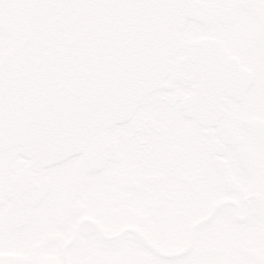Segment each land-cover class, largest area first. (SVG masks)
Instances as JSON below:
<instances>
[{
    "label": "snow or ice",
    "instance_id": "obj_1",
    "mask_svg": "<svg viewBox=\"0 0 264 264\" xmlns=\"http://www.w3.org/2000/svg\"><path fill=\"white\" fill-rule=\"evenodd\" d=\"M188 93L238 148L219 169L162 138L123 195L7 167L12 136L104 147ZM241 181L264 192V0H0V264H264V202L239 231L217 203Z\"/></svg>",
    "mask_w": 264,
    "mask_h": 264
},
{
    "label": "flooded vegetation",
    "instance_id": "obj_2",
    "mask_svg": "<svg viewBox=\"0 0 264 264\" xmlns=\"http://www.w3.org/2000/svg\"><path fill=\"white\" fill-rule=\"evenodd\" d=\"M204 40L205 37H195L193 43ZM225 127L211 106L198 102L194 94L188 93L180 97L179 106L154 111L135 124L110 127L104 147H91L87 143L81 153L47 164L26 157L20 146H8L6 164L14 180L17 175L30 174L41 192L46 191L48 177L61 176L62 183L69 187L123 195L118 178L130 172L140 160L133 148L151 150L162 138L177 154L219 169L232 152L238 151L236 145L229 149ZM220 153L226 155L221 157ZM257 201L264 202V192L241 181L228 185L217 203L226 208L230 227L239 231L255 220ZM89 222L88 217L81 220L82 224ZM115 235L113 232L112 236Z\"/></svg>",
    "mask_w": 264,
    "mask_h": 264
},
{
    "label": "water",
    "instance_id": "obj_3",
    "mask_svg": "<svg viewBox=\"0 0 264 264\" xmlns=\"http://www.w3.org/2000/svg\"><path fill=\"white\" fill-rule=\"evenodd\" d=\"M119 123V121L113 122L111 127ZM86 143V141H76L68 145H37L29 138L12 136L6 147L20 146L26 157L41 163L52 164L77 155L84 149Z\"/></svg>",
    "mask_w": 264,
    "mask_h": 264
}]
</instances>
